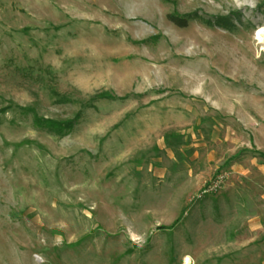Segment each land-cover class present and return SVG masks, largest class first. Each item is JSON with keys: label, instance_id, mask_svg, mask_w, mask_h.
<instances>
[{"label": "rangeland", "instance_id": "rangeland-1", "mask_svg": "<svg viewBox=\"0 0 264 264\" xmlns=\"http://www.w3.org/2000/svg\"><path fill=\"white\" fill-rule=\"evenodd\" d=\"M263 25L264 0H0V264H264Z\"/></svg>", "mask_w": 264, "mask_h": 264}, {"label": "trees", "instance_id": "trees-1", "mask_svg": "<svg viewBox=\"0 0 264 264\" xmlns=\"http://www.w3.org/2000/svg\"><path fill=\"white\" fill-rule=\"evenodd\" d=\"M169 20L172 21L174 24L180 26V27H185L188 24V15H175V14H170L168 16ZM38 122V118H36ZM43 120H39V122H42ZM44 122L48 123V125H57L58 127H66L70 128L72 126L73 122H67L64 125L63 124H58L53 120H44ZM62 129V128H60Z\"/></svg>", "mask_w": 264, "mask_h": 264}, {"label": "bare ground", "instance_id": "bare-ground-1", "mask_svg": "<svg viewBox=\"0 0 264 264\" xmlns=\"http://www.w3.org/2000/svg\"><path fill=\"white\" fill-rule=\"evenodd\" d=\"M255 38L259 44L262 45V49L264 50V25L259 28L255 33ZM184 264H190V260L187 258Z\"/></svg>", "mask_w": 264, "mask_h": 264}, {"label": "clouds", "instance_id": "clouds-1", "mask_svg": "<svg viewBox=\"0 0 264 264\" xmlns=\"http://www.w3.org/2000/svg\"><path fill=\"white\" fill-rule=\"evenodd\" d=\"M253 7L255 6V0H251Z\"/></svg>", "mask_w": 264, "mask_h": 264}, {"label": "built area", "instance_id": "built-area-1", "mask_svg": "<svg viewBox=\"0 0 264 264\" xmlns=\"http://www.w3.org/2000/svg\"><path fill=\"white\" fill-rule=\"evenodd\" d=\"M218 184H215V186H217Z\"/></svg>", "mask_w": 264, "mask_h": 264}]
</instances>
